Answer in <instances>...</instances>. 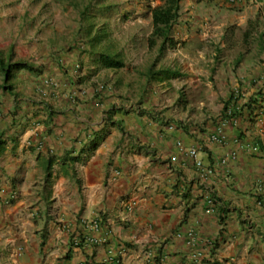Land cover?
<instances>
[{"label":"crops","instance_id":"obj_1","mask_svg":"<svg viewBox=\"0 0 264 264\" xmlns=\"http://www.w3.org/2000/svg\"><path fill=\"white\" fill-rule=\"evenodd\" d=\"M102 1L0 0V264H264V0Z\"/></svg>","mask_w":264,"mask_h":264},{"label":"trees","instance_id":"obj_2","mask_svg":"<svg viewBox=\"0 0 264 264\" xmlns=\"http://www.w3.org/2000/svg\"><path fill=\"white\" fill-rule=\"evenodd\" d=\"M181 2L182 0H161V4L151 7L150 10L152 13L153 30L149 37L150 46H154L159 40L163 41L164 44L171 41V29L178 22L181 16ZM100 39L101 35H97L93 37V41L91 40V42L95 43ZM94 53H99L101 55L104 66L108 68H121L124 66L122 61H118L116 58H114L111 51L94 50ZM0 65L8 72V70L4 67L5 60L2 58H0ZM165 72L176 75L174 71L166 70ZM225 109L226 114L231 116L234 114V110L232 108H228V105H226Z\"/></svg>","mask_w":264,"mask_h":264},{"label":"rangeland","instance_id":"obj_3","mask_svg":"<svg viewBox=\"0 0 264 264\" xmlns=\"http://www.w3.org/2000/svg\"><path fill=\"white\" fill-rule=\"evenodd\" d=\"M89 1V10H90V15L86 17L83 21L85 24V31L83 34V43L84 44H89L91 43V40L93 37L97 35H101V39L97 41V46L100 47L103 45V47H110L113 48L121 44V39L125 40V37L127 38V34H121L116 33L114 31H118L119 29L117 28V22L114 21L112 18L107 20V18L102 14V10H100V5L104 2L102 0H88ZM80 4V2H78ZM159 1L156 0V4H158ZM161 4V3H159ZM109 24V28L112 30V32H109L108 34L106 32H103L105 29V26ZM131 35H129L130 37ZM93 41V40H92ZM129 41V40H127ZM102 42V43H100ZM129 55L132 57V52H128ZM6 67V66H5Z\"/></svg>","mask_w":264,"mask_h":264},{"label":"built area","instance_id":"obj_4","mask_svg":"<svg viewBox=\"0 0 264 264\" xmlns=\"http://www.w3.org/2000/svg\"><path fill=\"white\" fill-rule=\"evenodd\" d=\"M100 88H104V86L103 85H101L100 86ZM212 139L213 140H220V141H223V140H225L226 139V137L225 136H222V137H220V135L219 134H215V135H213L212 136ZM190 155L195 159V161H196V165H197V167L200 169V171L202 172V175H204V176H211V175H213L214 174V171H215V169L214 168H211V167H206L205 165H204V163H203V161L202 160H200L199 158H198V151H197V149L196 148H192L190 151ZM237 158V154H232V155H230V156H224L223 158H221V164L222 165H227V163L230 161V160H234V159H236ZM210 203H211V205L213 206V204H214V202H213V200H210ZM260 204H263L262 202H260ZM97 226V225H96ZM194 241V240H193ZM111 253H112V251H111ZM197 256V255H196Z\"/></svg>","mask_w":264,"mask_h":264},{"label":"clouds","instance_id":"obj_5","mask_svg":"<svg viewBox=\"0 0 264 264\" xmlns=\"http://www.w3.org/2000/svg\"><path fill=\"white\" fill-rule=\"evenodd\" d=\"M104 86V85H103Z\"/></svg>","mask_w":264,"mask_h":264}]
</instances>
